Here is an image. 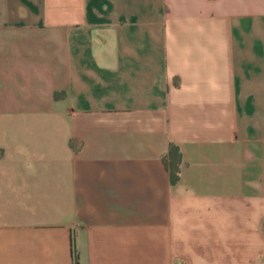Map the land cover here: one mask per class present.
Returning <instances> with one entry per match:
<instances>
[{
	"label": "crops",
	"instance_id": "crops-1",
	"mask_svg": "<svg viewBox=\"0 0 264 264\" xmlns=\"http://www.w3.org/2000/svg\"><path fill=\"white\" fill-rule=\"evenodd\" d=\"M0 264H264V0H0Z\"/></svg>",
	"mask_w": 264,
	"mask_h": 264
},
{
	"label": "trees",
	"instance_id": "trees-1",
	"mask_svg": "<svg viewBox=\"0 0 264 264\" xmlns=\"http://www.w3.org/2000/svg\"><path fill=\"white\" fill-rule=\"evenodd\" d=\"M165 160L171 183L175 184L179 180V172L182 161L181 152L177 145H169L168 154Z\"/></svg>",
	"mask_w": 264,
	"mask_h": 264
},
{
	"label": "built area",
	"instance_id": "built-area-1",
	"mask_svg": "<svg viewBox=\"0 0 264 264\" xmlns=\"http://www.w3.org/2000/svg\"><path fill=\"white\" fill-rule=\"evenodd\" d=\"M76 260V254L74 253V261Z\"/></svg>",
	"mask_w": 264,
	"mask_h": 264
}]
</instances>
